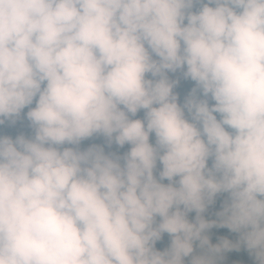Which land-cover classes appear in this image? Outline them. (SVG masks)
I'll return each instance as SVG.
<instances>
[{
	"label": "clouds",
	"instance_id": "9594fccd",
	"mask_svg": "<svg viewBox=\"0 0 264 264\" xmlns=\"http://www.w3.org/2000/svg\"><path fill=\"white\" fill-rule=\"evenodd\" d=\"M22 114L31 135H0V264H216L241 245L264 264V0H0V126Z\"/></svg>",
	"mask_w": 264,
	"mask_h": 264
},
{
	"label": "trees",
	"instance_id": "16d2710c",
	"mask_svg": "<svg viewBox=\"0 0 264 264\" xmlns=\"http://www.w3.org/2000/svg\"><path fill=\"white\" fill-rule=\"evenodd\" d=\"M196 7H199L198 5ZM171 75V74H170ZM173 78L180 79V84L178 85L176 91L178 92L180 96L181 102L183 101V98L189 93L188 91L191 90L192 87H194V82L191 81H186L187 83L184 84L182 77H180V74L177 73L173 76ZM34 106V105H33ZM27 109L24 110L26 112ZM143 113L140 112L138 113L136 118H142ZM219 119V117H218ZM18 134H26V135H31V129L28 126V122L23 118V114L21 117V120L17 122L16 125L10 126L9 124H6L4 126H0V135H9L15 138V135ZM97 137L91 138L89 140L83 141L80 145L79 148L80 150H85L88 147L92 146L93 144H96ZM129 146L125 145L123 149L117 150L115 148V151H118L119 154H123V152H126L128 150ZM209 166H211V161H209ZM159 171V164L157 166L156 174ZM164 183H168L167 181H164ZM227 199V194H220L215 198V202L210 205L206 212L203 214L204 218L206 220H216L217 216L216 213L219 212L222 209V205L224 201ZM195 218V212H191L188 214V219L190 221L194 220ZM157 221H159V218H157ZM205 235H207L210 239L211 244H217L219 243L221 238H226L232 242H236L239 239V234L238 233H233L229 229L225 227H213L209 229ZM170 237L168 234H163V238L161 241H158L156 244V248L159 251L165 250L167 247L170 246ZM240 248H243V245L240 246ZM239 248V249H240ZM200 250L198 247V242L194 244V253ZM203 252V250L201 249ZM236 253L239 252V250H234ZM201 252V253H202ZM219 256H222L221 254ZM191 257L185 258V264H190V259ZM256 264V262L254 263Z\"/></svg>",
	"mask_w": 264,
	"mask_h": 264
},
{
	"label": "rangeland",
	"instance_id": "374dc122",
	"mask_svg": "<svg viewBox=\"0 0 264 264\" xmlns=\"http://www.w3.org/2000/svg\"><path fill=\"white\" fill-rule=\"evenodd\" d=\"M239 250L240 255L233 251L223 252L222 256L217 257L216 264H252L251 253H247L246 248H240ZM201 252V250H197L194 255H199Z\"/></svg>",
	"mask_w": 264,
	"mask_h": 264
},
{
	"label": "water",
	"instance_id": "95a60500",
	"mask_svg": "<svg viewBox=\"0 0 264 264\" xmlns=\"http://www.w3.org/2000/svg\"><path fill=\"white\" fill-rule=\"evenodd\" d=\"M96 144H97V145L104 146V144H105L104 138H102V137H98V138H97V141H96ZM114 149H115V146H113L112 149L105 148L106 151H109V150L114 151Z\"/></svg>",
	"mask_w": 264,
	"mask_h": 264
},
{
	"label": "bare ground",
	"instance_id": "6f19581e",
	"mask_svg": "<svg viewBox=\"0 0 264 264\" xmlns=\"http://www.w3.org/2000/svg\"><path fill=\"white\" fill-rule=\"evenodd\" d=\"M114 151H115V149H114Z\"/></svg>",
	"mask_w": 264,
	"mask_h": 264
}]
</instances>
